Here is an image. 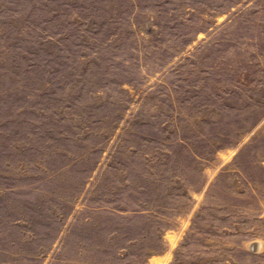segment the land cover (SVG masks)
I'll use <instances>...</instances> for the list:
<instances>
[{
    "label": "rangeland",
    "instance_id": "obj_1",
    "mask_svg": "<svg viewBox=\"0 0 264 264\" xmlns=\"http://www.w3.org/2000/svg\"><path fill=\"white\" fill-rule=\"evenodd\" d=\"M0 264H264V0H0Z\"/></svg>",
    "mask_w": 264,
    "mask_h": 264
},
{
    "label": "bare ground",
    "instance_id": "obj_2",
    "mask_svg": "<svg viewBox=\"0 0 264 264\" xmlns=\"http://www.w3.org/2000/svg\"><path fill=\"white\" fill-rule=\"evenodd\" d=\"M251 243H252V242H250L249 245H250ZM256 246H257V243H256V242H254V243H252V244L250 245L251 248H255Z\"/></svg>",
    "mask_w": 264,
    "mask_h": 264
},
{
    "label": "water",
    "instance_id": "obj_3",
    "mask_svg": "<svg viewBox=\"0 0 264 264\" xmlns=\"http://www.w3.org/2000/svg\"><path fill=\"white\" fill-rule=\"evenodd\" d=\"M253 243H254V242H253ZM250 245H251V244H250ZM250 245H249V248H250L251 250H254V248H251Z\"/></svg>",
    "mask_w": 264,
    "mask_h": 264
}]
</instances>
